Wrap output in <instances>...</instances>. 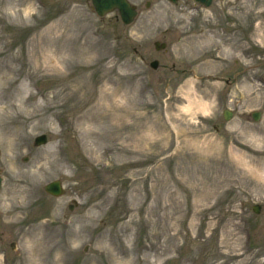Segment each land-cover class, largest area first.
Listing matches in <instances>:
<instances>
[{"label": "rangeland", "instance_id": "374dc122", "mask_svg": "<svg viewBox=\"0 0 264 264\" xmlns=\"http://www.w3.org/2000/svg\"><path fill=\"white\" fill-rule=\"evenodd\" d=\"M131 1L0 0V264H264V0Z\"/></svg>", "mask_w": 264, "mask_h": 264}, {"label": "water", "instance_id": "95a60500", "mask_svg": "<svg viewBox=\"0 0 264 264\" xmlns=\"http://www.w3.org/2000/svg\"><path fill=\"white\" fill-rule=\"evenodd\" d=\"M204 1L205 4H208L210 0H200ZM92 3L95 6V9L98 14H104L105 12L112 10L113 8H118L122 17V20L127 23L132 20V17L135 15L134 9L130 6V4L126 0H92ZM163 46V45H162ZM157 61H153L151 63L152 67H156ZM230 116L229 113L225 112L224 117L227 119ZM254 119H258L259 114L253 113ZM45 142V137L42 135L36 138V143ZM45 190L52 195H60L63 190L60 185V181L56 180L50 182L45 186ZM255 212H259V206H255L253 208Z\"/></svg>", "mask_w": 264, "mask_h": 264}, {"label": "flooded vegetation", "instance_id": "af4514ba", "mask_svg": "<svg viewBox=\"0 0 264 264\" xmlns=\"http://www.w3.org/2000/svg\"><path fill=\"white\" fill-rule=\"evenodd\" d=\"M163 1H165V2H167V3H170V2L167 1V0H163ZM150 2H151V1H149V0H148V1H145V2H144L145 7L150 6ZM183 2H184V4L188 5L190 9H193L194 6H190L188 0H183ZM132 3L136 6V9L138 8L139 5L142 4L141 2H138V1H135V2H132ZM151 3H152V2H151ZM170 4H171V3H170ZM200 5H201V4H200ZM200 5H197V6L199 7V9H202Z\"/></svg>", "mask_w": 264, "mask_h": 264}, {"label": "bare ground", "instance_id": "6f19581e", "mask_svg": "<svg viewBox=\"0 0 264 264\" xmlns=\"http://www.w3.org/2000/svg\"><path fill=\"white\" fill-rule=\"evenodd\" d=\"M201 107H203V105H201ZM188 112L189 111H191V106H190V104H188V105H186L185 107H184ZM203 110V109H202ZM206 110V109H205Z\"/></svg>", "mask_w": 264, "mask_h": 264}]
</instances>
